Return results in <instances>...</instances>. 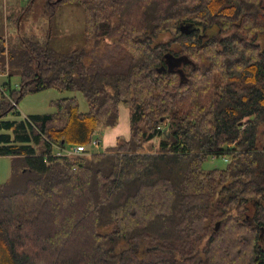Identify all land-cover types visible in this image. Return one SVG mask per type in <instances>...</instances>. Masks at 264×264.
I'll return each mask as SVG.
<instances>
[{
  "label": "trees",
  "instance_id": "trees-1",
  "mask_svg": "<svg viewBox=\"0 0 264 264\" xmlns=\"http://www.w3.org/2000/svg\"><path fill=\"white\" fill-rule=\"evenodd\" d=\"M63 2L83 7L95 46L0 32V73L19 76L0 84V155L13 157L0 264H264V0H46L45 11ZM53 86L89 109L65 96L22 115L11 101ZM120 104L129 137L89 150ZM75 144L85 150L56 153ZM221 155L225 167L203 169Z\"/></svg>",
  "mask_w": 264,
  "mask_h": 264
},
{
  "label": "rangeland",
  "instance_id": "rangeland-1",
  "mask_svg": "<svg viewBox=\"0 0 264 264\" xmlns=\"http://www.w3.org/2000/svg\"><path fill=\"white\" fill-rule=\"evenodd\" d=\"M28 0H0V32H2L11 44H18L20 35H33L41 40L49 39L50 45L58 50L65 51L77 47L91 48L95 46L93 39H87L84 33V9L80 4L63 2L58 10L50 15L46 10V0H34L30 7H27ZM168 35L161 38L166 39ZM101 47L103 43H100ZM178 49V46H175ZM173 65L177 68L184 66L183 60L176 57ZM12 87H16L19 76L17 73L7 75V72L0 73V84L9 80ZM76 96L81 111L89 109V103L84 94L77 89H65L59 87H48L42 90L27 92L18 99L17 109L22 115L32 113L52 112L55 110L53 101L60 97ZM127 107L120 105V118L116 124L119 130L126 131L128 128ZM9 117L15 116L13 113ZM114 126L101 125L96 132L94 139H102L104 133ZM99 140V139H98ZM149 141L144 150L156 149L153 142ZM152 144V146H151ZM103 147V146H102ZM101 146L96 147L92 143L87 148L91 151H100ZM226 156H208L203 162L205 171L214 167H225ZM13 170V157L0 155V183L6 181Z\"/></svg>",
  "mask_w": 264,
  "mask_h": 264
},
{
  "label": "crops",
  "instance_id": "crops-1",
  "mask_svg": "<svg viewBox=\"0 0 264 264\" xmlns=\"http://www.w3.org/2000/svg\"><path fill=\"white\" fill-rule=\"evenodd\" d=\"M121 105V104H120ZM127 117H128V122H129V109L127 108V113H126ZM119 118H120V110H119ZM119 135H124L125 137H129L130 135V123L128 124V128L126 129V131H123V130H119L117 128V126L115 125L114 127H112L110 130H107L102 139L100 138H97L99 139L100 143H99V147L103 146L102 148L104 147H107L109 145H113L115 144L116 140H117V137ZM96 146V147H98Z\"/></svg>",
  "mask_w": 264,
  "mask_h": 264
},
{
  "label": "built area",
  "instance_id": "built-area-1",
  "mask_svg": "<svg viewBox=\"0 0 264 264\" xmlns=\"http://www.w3.org/2000/svg\"><path fill=\"white\" fill-rule=\"evenodd\" d=\"M12 103L17 106V101L11 98ZM99 140L96 138L92 140V144L95 146L99 145ZM85 150L84 144H75V145H66V146H57V154H79Z\"/></svg>",
  "mask_w": 264,
  "mask_h": 264
},
{
  "label": "water",
  "instance_id": "water-1",
  "mask_svg": "<svg viewBox=\"0 0 264 264\" xmlns=\"http://www.w3.org/2000/svg\"><path fill=\"white\" fill-rule=\"evenodd\" d=\"M192 27H193L192 24L189 23L180 24V30L185 33H189L192 30ZM220 223H221L220 220L216 221L215 229L219 228Z\"/></svg>",
  "mask_w": 264,
  "mask_h": 264
}]
</instances>
